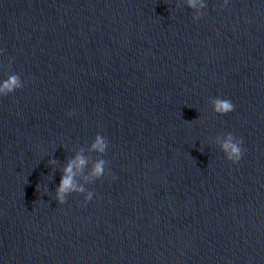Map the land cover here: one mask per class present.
I'll return each mask as SVG.
<instances>
[{"label": "water", "instance_id": "obj_1", "mask_svg": "<svg viewBox=\"0 0 264 264\" xmlns=\"http://www.w3.org/2000/svg\"><path fill=\"white\" fill-rule=\"evenodd\" d=\"M222 3L0 0V264H264V0ZM81 151L106 175L60 205Z\"/></svg>", "mask_w": 264, "mask_h": 264}, {"label": "clouds", "instance_id": "obj_2", "mask_svg": "<svg viewBox=\"0 0 264 264\" xmlns=\"http://www.w3.org/2000/svg\"><path fill=\"white\" fill-rule=\"evenodd\" d=\"M229 2L230 0H223L222 7H227ZM206 5L207 0H185V6L195 13L193 16L194 21L202 18ZM2 55L3 51L0 50V56ZM22 87L23 82L18 75H8L6 79L0 80V98L14 94ZM210 104L213 112L219 116H226L234 111V105L229 99L217 97L211 99ZM72 115L73 113H68L69 117ZM214 143L219 147L228 161L233 164H238L241 161L244 154L242 140L231 133H227L223 136H217ZM88 150L89 152L96 153L99 157H103L108 150V140L102 135L97 134ZM55 163L54 159L49 160L50 165H55ZM107 167V161L100 158L92 164L91 168H88V161L81 151L62 169L59 184L54 190L55 201L60 205H64L69 196L77 194L84 197L85 204L90 203L93 200L94 193L89 191L86 186L103 179L106 175ZM107 174L110 175V173ZM112 179L115 181L116 177L112 176ZM48 192L49 189L46 188L45 194Z\"/></svg>", "mask_w": 264, "mask_h": 264}]
</instances>
